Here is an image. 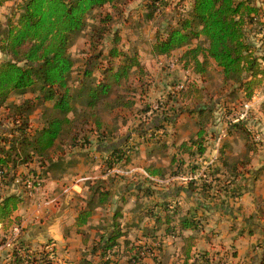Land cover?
I'll use <instances>...</instances> for the list:
<instances>
[{
    "label": "trees",
    "instance_id": "1",
    "mask_svg": "<svg viewBox=\"0 0 264 264\" xmlns=\"http://www.w3.org/2000/svg\"><path fill=\"white\" fill-rule=\"evenodd\" d=\"M9 1L0 0V6ZM162 1L149 0L146 20L154 18ZM127 2L129 0H21L13 16L7 17L4 24L0 22V53L4 55L0 60V179L6 178V184L15 185L17 180L27 191L26 182L30 181V192L31 188L44 186L47 172L62 168L57 151L65 153V147L89 146L90 135L104 139L106 132L102 115L135 105L134 98L129 94H134L136 86L142 88L146 85L148 69L141 62L137 48L121 44L119 30H113L111 26L115 16L124 14ZM178 3L181 5V10L177 9L180 12L171 15L164 22L163 29L156 31L151 53L168 58L175 51H180L177 62L185 70L199 76L204 75L211 64L217 69L221 85L228 89V94L239 96L241 107L250 103L258 93L261 94L258 111L264 117V51L259 53L247 35L249 28L264 25L260 18L264 15L261 7L255 0H177ZM103 8L108 9L100 11L97 20L89 26V47L100 46L107 34L111 35L109 47L105 53L98 49L95 55L91 54L81 75L73 79L74 60L69 49L87 26L88 15ZM262 32L257 31L259 35ZM193 40L195 44H192ZM98 57L100 61L96 62ZM96 70L99 71L97 78ZM27 93L31 96L20 102L8 100L11 94ZM173 95L190 107H178L176 112L174 109L164 111L162 118L170 123L179 112L186 111L190 116L197 117L196 130L175 146L166 166L150 164L147 167L151 176L160 179L201 171L203 162L199 166L193 161L205 157L207 121L203 119L214 110L210 104L202 102L206 91L196 81L184 82L183 87ZM36 110L38 117L33 127L32 115ZM150 110L151 107L145 106L144 111ZM245 120L241 118L229 123L227 135L241 132L247 152H256L257 144L249 141L253 136ZM3 121L11 126L5 127ZM140 124L138 131L141 136H146L153 127L152 130L158 128L155 123L149 126L143 121ZM147 140L153 141V137ZM127 144L120 143L103 150L107 153L101 163L102 174L132 162L137 152H134V146ZM224 152H218V165L206 164L197 180H190L185 187L177 189H183L187 194L195 192L208 200L220 198L221 193L229 198L240 196L247 189L242 177L248 170L250 157L246 154L228 159ZM55 154L57 157L54 160ZM32 163L34 167L30 166ZM21 166L26 168V176L23 175L22 179L19 178ZM257 173L259 170L255 175ZM201 176L205 177L204 181L199 180ZM118 177L115 173L108 174L88 186V199L78 209L73 227L76 233L81 234L82 242L89 250L87 254H90H82L76 264H142L145 257L159 262L156 259L160 240L153 230L164 224L165 235L180 236L184 230L199 231V222L189 210H182L177 205L168 209L165 202L161 216L152 210L146 212L154 217V228L143 227L142 236L149 237V241L136 243L128 239L129 224L123 222L120 206L112 212L107 227L96 230L95 237L90 239L84 227L89 225L96 207L110 204L112 191L108 184ZM207 177H211L208 182ZM144 194L150 195L151 191L146 190ZM26 197L16 191L0 195L2 228L13 224L20 226L16 211L26 202ZM120 199L125 203L124 196ZM221 203L223 207L228 205L227 202ZM193 239L192 235L185 238L183 264L192 259ZM18 246H25L22 238ZM48 255V251L38 258L14 253L12 262L7 264H33L37 260L48 264L51 263ZM214 257L202 252L200 258H193L192 264H222ZM259 263L264 264V248Z\"/></svg>",
    "mask_w": 264,
    "mask_h": 264
},
{
    "label": "rangeland",
    "instance_id": "2",
    "mask_svg": "<svg viewBox=\"0 0 264 264\" xmlns=\"http://www.w3.org/2000/svg\"><path fill=\"white\" fill-rule=\"evenodd\" d=\"M20 1L21 0H11L0 6V22L2 24H4L7 17L13 16L12 14L16 12L17 4H19ZM148 2L149 0H129L125 6L124 14L115 16L114 20L111 22L113 30L117 29L121 34V44L123 43L127 47L133 46L134 48H137L141 62H143L148 69V77L145 81L146 85H143L142 88L136 86L134 94H129L134 98L135 105L129 109H118L112 114L104 113L102 115V119L105 122L106 132L104 139L99 140L97 137L90 135V140H88L90 143L89 146H77L73 149L65 147L63 150L65 153L57 151V154H60L58 156L59 165L63 168V164H68V166L65 165L68 169L64 175L63 172H58L62 168L60 170L57 169L55 172L58 173L55 174L53 179H51L52 181L48 180L49 182H45V186L35 189L31 188L32 192H30V187H27L28 190L26 191L24 185L20 184L18 181H14L15 186L12 184H6V178L0 179V195L16 191L21 192L23 196L28 197H26V206L21 208L24 211L21 210V214L18 215L21 221L20 224H22L20 238L25 242V246L23 247H26L24 249V254L26 253L29 256H35L38 258L41 254L45 253L47 249L49 253L51 252L48 257L50 258L51 263L48 264H76L82 254H87L89 252L86 248L84 251L81 250L82 245L80 242V235H73L76 233L70 223L73 220L75 212L83 206L88 199L89 184H91L92 181L101 178L99 172L101 171L103 157L106 155V152L103 150L110 149L114 145L127 142L128 146L135 147L134 152H137V155L129 165L122 166V168L116 166V168L126 171L127 174L119 175L120 177L115 178V181L112 184H108L112 190L111 203L105 207L95 208L94 214L89 221V225L84 227V230L90 236V239L95 237L98 230L107 227L110 214L115 207L114 201L117 200V198L119 199L122 194H125L127 190L131 191L127 196L132 197L134 191L142 192L147 187H151L152 190L156 191L158 193L156 195H160L162 192L179 190L177 188L185 187L186 184L176 182L172 184L151 183L141 173V170L148 172L147 167L150 164L155 166L166 164L167 160L165 159V156H170L175 149V146L181 140L188 139L196 130L195 123L197 117L195 115L190 116L186 111L179 112L177 116H174L173 122L170 123L162 118V112L164 111L171 112V110L174 109L176 112V108L178 107H190L185 101L181 99L176 100V97L173 95L176 92V85L181 82L196 81L197 84L204 86L206 96L202 102L210 104L214 109L212 114L203 119L207 121V150L205 157H203L204 159H196L193 163L195 162L200 166L202 162H205V160L209 158L212 152H220L221 150H225V152L226 150L227 152H235V156L238 157L243 156V152H247L244 135L241 132H234L235 134L230 137L227 135V131L230 129L229 123L239 116L243 107H241L238 95H229L228 89L222 87L217 69L209 64L206 73L199 76L190 70H185V68L177 62L176 59L180 51H175V53L168 58L157 57L151 53V45L156 31L163 29V25H165L164 22L169 20L168 18L171 17V15L180 12L181 5L179 3L177 4V0H163L162 3H160L158 11H156L154 18L152 20H146V13L149 12L146 7ZM255 3L261 7V12L264 13V0H255ZM106 9L108 8H103L102 10L97 9L88 15L87 26L77 36L69 49L71 57L74 60V71L72 73L73 79H77L78 76L81 75V71L87 66L86 60L91 54L95 55L98 49L101 50L102 53H105L107 47H109L111 41V35L109 34L104 37L101 45L97 48L89 47L88 39L89 26L97 20L96 17L100 11H105ZM260 18L264 21V15H260ZM258 30H263V32L260 33L261 35L257 33ZM247 35L249 41L258 48L259 53L263 52L264 25H257L252 29L249 28ZM195 43L196 41L193 40L192 44ZM2 58H4V55L0 53V60ZM95 60L96 62H99L100 57ZM98 75L99 71L96 70L95 77L97 78ZM29 96H31L30 93L25 95L11 94L8 100L20 102L23 98ZM261 98L262 95L258 94L250 103L249 110L244 118H246L245 125L250 129L251 137L253 136L249 141L253 140V142L257 144L256 152H260L259 160H261L259 163L264 166V117L258 111V105ZM175 100L176 102L174 103ZM156 104L159 107L157 108L158 111L154 109ZM145 106H149L153 110L144 111ZM3 116L4 115L2 114V119ZM37 117L38 110L32 115L33 127L36 125ZM143 121L149 126L155 123L158 128L152 130L154 129L153 127L152 129H149L150 131H147L146 136H141L138 129L141 125L140 123ZM3 123L5 127L9 128L11 126L7 121H3ZM150 137H153V141L147 140ZM218 139L219 142H217ZM162 144L164 145L162 146ZM163 147H165V149ZM85 155L91 159V161L86 162L87 164L84 162ZM60 156L61 159H59ZM56 157L55 154L53 157L54 160ZM261 171H264V169ZM21 172H19V178L23 177L26 173V171ZM108 174H114L112 169L108 173L102 175V179L106 178ZM187 174L196 177L195 180H197L200 172L197 171L195 174ZM50 175L51 173L46 174L45 178L51 177ZM204 178L205 177L201 176L199 180L201 181ZM252 181L253 179L248 177L247 182L252 184ZM75 184H81V188L76 187ZM250 186L251 185H248L247 188H250ZM51 190H53V193ZM181 190L185 191L183 189ZM70 192L72 193L70 194ZM68 196H71L70 200L68 199ZM142 196H144V193ZM65 199H67L68 204L66 205L65 210H63L61 206ZM155 199L156 196H154L153 193L152 197H145L143 199L140 197L139 203L141 205L142 203L148 205ZM254 199L258 200L256 197H254ZM232 208L234 209V207ZM35 209L36 211L34 214L38 215L35 217V215L32 214L27 223L23 222L25 219L24 214H29ZM250 209L251 213L256 210L257 213L255 212L254 214L257 215H255L254 218L257 219L258 222L264 224L262 221V219L264 220V210L261 209L257 211L255 206H251ZM248 211L250 212L249 209ZM245 213H247V211H245ZM53 215H55V217L52 228L58 230H55L56 232L54 235H44V237H40V239H35V237L38 236L33 233L34 228ZM38 218L39 220L36 221ZM131 227H135L134 222H132ZM10 229L11 227L2 228L0 225V264H7L8 262H12L13 259L7 248H2L1 246L3 245V241L12 235ZM70 231L73 232L70 233ZM175 242H177L176 239H169L166 241V246H168V248L164 256L160 258V260L162 259L163 264H180L177 255H175L176 253L172 254ZM47 244L49 247L46 248ZM89 254H87V256H89ZM33 264L47 263L46 261L39 263L37 260V262ZM142 264L151 263H148V259H145Z\"/></svg>",
    "mask_w": 264,
    "mask_h": 264
},
{
    "label": "crops",
    "instance_id": "3",
    "mask_svg": "<svg viewBox=\"0 0 264 264\" xmlns=\"http://www.w3.org/2000/svg\"><path fill=\"white\" fill-rule=\"evenodd\" d=\"M233 134L235 133L233 132L232 134H228V137H230ZM259 153L260 152H243V156L248 154V156L250 157V161L247 165L248 170L246 171L245 175L242 177V180L243 182H245L246 188L248 187V185L251 186L250 188L244 190L240 196L235 198H229L221 193L220 198L208 200L201 198V196H199V194L195 192L192 194H187L185 191L182 190L162 192L160 193V195H156L158 193L152 190L151 187L145 188L144 191L142 192L134 191V195L132 197L127 196V194L131 192L130 190H127L125 194L121 195V198L122 196H124L126 200L125 203H123L120 198L119 199L117 198V200L114 201L115 207L112 209V212L116 207L120 206L123 214V222L127 221L129 224L128 239H130L131 241H135L136 243H143L145 241L150 240L149 237L144 235L142 236V233L144 232L143 227L148 226L149 228H154V217L151 215H147L146 214L147 210H152V212L157 213L161 216L163 214V210H162L163 203L165 202L168 209L172 208V206L177 205L182 210H189L194 215L195 219H197L199 222L198 225L199 231L193 232L190 230H184L181 232L180 236L165 235L164 224L160 225L157 229L153 230L154 231L153 234L157 235L158 240H160V244H159L160 249L156 259L159 262L154 261L150 257H145L143 259V263L145 259H148V263L163 264L162 259L160 260V258L164 256L168 248V246H166V241H168L169 239H173V240L176 239L177 242H175V246L172 254L176 253L175 255H177L178 261L180 262V264H183L184 262H183L182 248L185 246V242H186L185 238L192 235L194 237L193 245L191 246V250H190V257L192 259H189L187 264H192L193 258H200V253L202 252H207L208 256L214 255L215 261L220 259L222 264H250V263L260 264L259 257L264 248V224L262 222H258L257 219L254 218V216L257 215L254 214L256 210H254L253 213H251V209H250L251 206H255L257 208V211L261 209L264 210V171H261L262 169H264V166L259 163L261 161L259 160L260 158ZM224 154L228 159L238 157L235 156L236 154L235 152L234 153L227 152V150L226 152H224ZM136 155H134L133 158ZM212 155L213 154H211L209 158L206 159L205 162H203V166H201V169L207 164V162L210 161ZM84 158H85L84 160L85 164H87L86 162L91 161V159L87 157V155H85ZM168 158L169 156H165V159L167 160L166 164L159 166H166L169 161ZM215 164L218 165L217 159L211 165L213 166ZM65 165L68 166V164H63V168L61 170L58 169L60 170L58 172H63V175L68 169V167ZM30 166L34 167L35 164L32 163ZM257 170H259V173L256 174L257 177L254 180L253 175H255V172ZM21 171L23 172L26 171V168L21 166L19 168V172ZM55 171L56 170L54 169L51 170L50 172H47V174L51 173L50 175L51 177L46 178L45 181L46 183L49 182L48 180L53 179L55 174L58 173ZM99 175L102 178V175L104 174H102L100 171ZM248 177H251L253 179L252 184L247 182ZM75 186L81 188V184L80 185L75 184ZM146 190L151 191V194L150 195L144 194V196H142V194L146 192ZM51 192L53 193V190H51ZM71 193L72 192H70V194ZM153 193L154 196H156V199L152 200L151 203H149L148 205L144 203H142L141 205L139 203L140 197L142 199L145 197H152ZM253 196L256 197L258 200L254 199ZM68 197H69L68 199L70 200L71 196ZM111 201H112V197H111ZM221 202H227L228 205H225L223 207L221 205L222 204ZM26 204L27 203L24 202L18 208V210L16 211V215H20L21 212L24 211L21 208L26 206ZM67 204H68L67 199H65L63 205L61 206L63 210H65ZM232 207H234V209ZM248 209L250 210V212L248 211ZM35 211L36 209L31 211L29 214L25 213L24 214L25 219L23 220V222L27 223V221H29L31 215L34 214ZM245 211H247V213H245ZM77 212L78 210L73 215V220L70 223L73 229H74L73 227L74 218L77 215ZM112 212L110 214V217L112 215ZM34 215L36 217L38 214H34ZM54 217L55 215L47 218V220L43 221L41 224L37 225L34 228L33 233L37 234V236L39 237V238L35 237V239H40V237L42 238L44 237V235L55 234L56 232L55 230L58 229L52 228ZM110 217H109V221H110ZM38 220L39 218L36 221ZM262 221L264 222L263 219ZM132 222L135 223V227L133 228L131 227ZM72 232L73 231H70V233ZM77 234L79 233L73 235L77 236ZM79 235H80V242L82 245L81 250L83 251L85 249V245L82 242L81 234ZM254 256L256 257L254 258Z\"/></svg>",
    "mask_w": 264,
    "mask_h": 264
},
{
    "label": "built area",
    "instance_id": "4",
    "mask_svg": "<svg viewBox=\"0 0 264 264\" xmlns=\"http://www.w3.org/2000/svg\"><path fill=\"white\" fill-rule=\"evenodd\" d=\"M183 83L184 82H181V83H179V84H177L176 85V87H175V89L176 90H178V89H180V88H182L183 87ZM256 98V97H255ZM254 98V99H255ZM253 99V100H254ZM252 100V101H253ZM261 100V99H260ZM251 101V102H252ZM250 102V103H251ZM250 103H247V104H245L244 106H243V108H242V112L239 114V116L238 117H236L235 119H233L232 121L234 122V121H237V120H239V119H241V118H244L245 116H246V114H247V112H248V110H249V107H250ZM157 104L154 106V109H156L157 108ZM151 110H153L152 108H151ZM217 142H219V139H218V141ZM213 155H212V157L210 158V161L209 162H207V164H212L216 159H217V157H218V152H213L212 153ZM203 170H205V166L201 169V171H203ZM201 171H200V173H201ZM112 172L113 173H115V174H118V175H125V174H127V172L126 171H123V170H121L120 168H116V167H114V168H112ZM141 173L148 179V180H150V181H153V182H156V183H158V184H172V183H174V182H176V183H182V184H186L188 181H190V180H195L196 179V177H194V176H191V175H189V174H180V175H173V176H169V177H167V178H165V179H160V178H158V177H154V176H151L148 172H145V171H143V170H141ZM17 181V180H16ZM206 181H210V177H207V179H206ZM26 185H27V187H31V183H30V181H27L26 182ZM21 228H22V224H20V226L19 225H12L11 226V231H12V235L10 236V237H8L2 244L3 245H1L2 246V248L4 247V248H7V250H8V252L12 255V258H14V253H16L17 255H19V256H23L24 255V248L25 247H20V246H18V241H19V239H20V232H21ZM47 247H49V245L47 244L46 245V248ZM52 250V249H51ZM46 251H47V249H46ZM45 251V252H46ZM50 251V250H49ZM49 254H51V253H49ZM48 257H49V255H48ZM13 260V259H12Z\"/></svg>",
    "mask_w": 264,
    "mask_h": 264
}]
</instances>
